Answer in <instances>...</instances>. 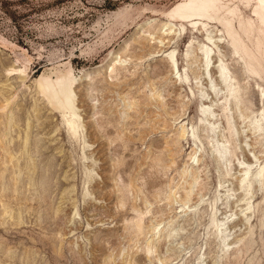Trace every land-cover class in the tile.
<instances>
[{
    "label": "rangeland",
    "instance_id": "374dc122",
    "mask_svg": "<svg viewBox=\"0 0 264 264\" xmlns=\"http://www.w3.org/2000/svg\"><path fill=\"white\" fill-rule=\"evenodd\" d=\"M179 1L0 0V85H11L0 92V264H264V189L245 200L239 169L219 170L207 141L198 164L193 142L176 143L182 123L199 121L196 83L207 84L185 57L201 33L186 24L158 43ZM173 49L185 84L164 57ZM117 55L129 62L111 74ZM69 71L78 78L77 138L37 83ZM247 107L249 118L238 120L245 153L234 162L257 168L264 132L256 143L247 125L264 96L250 94ZM214 215L231 218L225 251Z\"/></svg>",
    "mask_w": 264,
    "mask_h": 264
},
{
    "label": "bare ground",
    "instance_id": "6f19581e",
    "mask_svg": "<svg viewBox=\"0 0 264 264\" xmlns=\"http://www.w3.org/2000/svg\"><path fill=\"white\" fill-rule=\"evenodd\" d=\"M165 15L171 20L159 28V44L163 45L166 37H170V41L180 37L187 29L186 24L191 27L192 32L197 31L204 37V41L195 48L192 41L185 54L189 67L197 63L201 66L203 72L195 79L199 80L204 76L207 80L205 88L200 87V82L196 83L200 94L193 92L195 99L201 103L199 121L191 128L182 123L176 143L182 140L193 142L190 160L194 161L193 164H198L201 156L206 153L199 142L203 143V139L207 141V145L211 146L210 158L219 170L224 167L225 174L231 176V166L239 169L241 175L237 177V184L239 190L244 193L245 200L249 201L258 191L264 189V164L255 168L253 161L242 162L238 158L239 163L236 165L234 160L239 157V150L242 154L245 153L242 142L238 144V136L241 138L244 134V131L238 128V120L244 123L249 118L246 114L248 97L252 93L264 96V0H180ZM212 24L219 25L220 28H214ZM148 25L151 26V23ZM147 33L149 41L157 39L155 33ZM164 57L172 73L176 74L182 83L189 81L187 74H180L176 49L166 52ZM128 62L120 55L114 56L109 66L110 73H115L118 67H125ZM250 79L256 80L257 92L252 90ZM77 81L78 78L72 71L55 80L51 77H41L37 80L41 93L50 105L62 113L70 134L76 138L83 128L76 100ZM10 91L11 85L6 80L0 85V92L8 94ZM210 96L212 98L208 102ZM247 129L254 136L255 142L261 144L264 107L260 116L250 119ZM255 159L259 163L260 158L257 155ZM8 162L13 164L14 157L9 156ZM192 192L193 188L187 192L186 202ZM247 205V210L251 211L253 206L250 202ZM260 206L259 203L258 207ZM4 214L7 215L8 211L5 210ZM230 219H223L219 223L215 215L212 217V225L216 229L215 236L223 251L231 246L226 234ZM137 228L143 231L141 220L138 221ZM149 252L151 248H148Z\"/></svg>",
    "mask_w": 264,
    "mask_h": 264
}]
</instances>
